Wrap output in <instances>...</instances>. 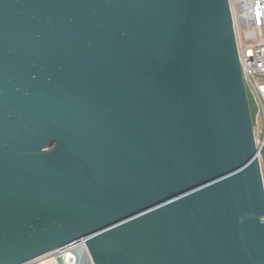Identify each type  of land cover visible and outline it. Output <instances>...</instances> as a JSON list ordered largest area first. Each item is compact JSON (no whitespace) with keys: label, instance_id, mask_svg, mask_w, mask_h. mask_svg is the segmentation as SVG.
<instances>
[{"label":"water","instance_id":"1","mask_svg":"<svg viewBox=\"0 0 264 264\" xmlns=\"http://www.w3.org/2000/svg\"><path fill=\"white\" fill-rule=\"evenodd\" d=\"M264 264V183L229 0H0V264Z\"/></svg>","mask_w":264,"mask_h":264},{"label":"built area","instance_id":"2","mask_svg":"<svg viewBox=\"0 0 264 264\" xmlns=\"http://www.w3.org/2000/svg\"><path fill=\"white\" fill-rule=\"evenodd\" d=\"M229 3L246 90L258 108L253 127L264 183V0H229ZM79 250L88 257L84 238L24 264L55 263L58 256Z\"/></svg>","mask_w":264,"mask_h":264},{"label":"rangeland","instance_id":"3","mask_svg":"<svg viewBox=\"0 0 264 264\" xmlns=\"http://www.w3.org/2000/svg\"><path fill=\"white\" fill-rule=\"evenodd\" d=\"M247 96H248V101H249V108H250V112H251V117L254 120L258 108H257V105L254 101V98H253V96L249 90H247Z\"/></svg>","mask_w":264,"mask_h":264},{"label":"bare ground","instance_id":"4","mask_svg":"<svg viewBox=\"0 0 264 264\" xmlns=\"http://www.w3.org/2000/svg\"><path fill=\"white\" fill-rule=\"evenodd\" d=\"M67 256V258H72V257H74L73 259H75L76 260V256H75V254L74 253H70V254H66Z\"/></svg>","mask_w":264,"mask_h":264}]
</instances>
